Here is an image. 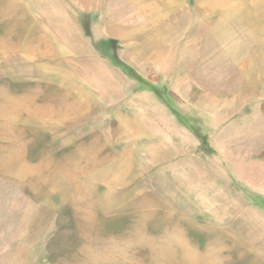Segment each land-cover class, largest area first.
<instances>
[{
  "label": "rangeland",
  "instance_id": "374dc122",
  "mask_svg": "<svg viewBox=\"0 0 264 264\" xmlns=\"http://www.w3.org/2000/svg\"><path fill=\"white\" fill-rule=\"evenodd\" d=\"M0 264H264V0H0Z\"/></svg>",
  "mask_w": 264,
  "mask_h": 264
}]
</instances>
